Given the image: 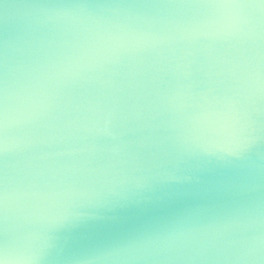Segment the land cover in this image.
I'll return each mask as SVG.
<instances>
[{
    "label": "clouds",
    "instance_id": "obj_1",
    "mask_svg": "<svg viewBox=\"0 0 264 264\" xmlns=\"http://www.w3.org/2000/svg\"><path fill=\"white\" fill-rule=\"evenodd\" d=\"M0 264H264V0H0Z\"/></svg>",
    "mask_w": 264,
    "mask_h": 264
}]
</instances>
